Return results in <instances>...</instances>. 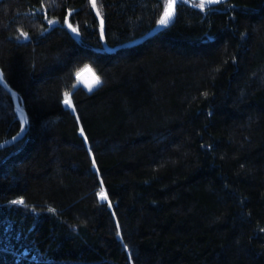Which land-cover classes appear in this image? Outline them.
<instances>
[{
    "label": "trees",
    "instance_id": "trees-1",
    "mask_svg": "<svg viewBox=\"0 0 264 264\" xmlns=\"http://www.w3.org/2000/svg\"><path fill=\"white\" fill-rule=\"evenodd\" d=\"M199 4L0 1V264H264V0Z\"/></svg>",
    "mask_w": 264,
    "mask_h": 264
},
{
    "label": "water",
    "instance_id": "water-1",
    "mask_svg": "<svg viewBox=\"0 0 264 264\" xmlns=\"http://www.w3.org/2000/svg\"><path fill=\"white\" fill-rule=\"evenodd\" d=\"M2 1V0H0ZM89 3H90V0H88ZM180 0H177V3L179 2ZM200 2V0H197ZM227 0H216V2H213V3H205L206 6H215L217 4H220V3H223V2H226ZM177 3L175 5V11H174V15L173 17L171 18L170 22L165 26V25H160V24H157L156 27H154L153 29H151L149 32H147L145 35H143L142 37H139V38H136L132 41H128V42H125L121 45H118L116 47H113V48H109L105 41H104V31H103V25H101V20L102 18L100 17V15L98 16L97 15V7L94 9L92 7V4L90 3V7L99 23V33H100V41H101V44H102V47L103 49L106 51V52H113L117 49H120V48H125V47H128V46H131V45H134V44H137V43H140L142 42L143 40L147 39V38H150L151 36H154L155 34H157L159 31L167 28L169 25L172 24V22L174 21V18H175V14H176V6H177ZM70 14V13H68ZM67 21V22H66ZM69 25V22H68V17H66L65 21H64V28L67 30V32L70 34V36L75 39V40H78V35L76 32H73L71 30V28L68 26ZM0 86L9 94L10 98H11V101H12V104L14 106V109L16 111L17 114H21V117H20V120H21V127H20V130L19 132L16 134V136H14L13 138L11 139H8L6 141H3L0 143V149L2 148H5V147H8L10 145H12L13 143L17 142L25 133L26 131V125H27V117H26V114H25V111L23 109V106L22 104H19L18 103V100H17V93L12 90L8 84L5 82L4 78H3V75H2V72L0 70Z\"/></svg>",
    "mask_w": 264,
    "mask_h": 264
},
{
    "label": "snow or ice",
    "instance_id": "snow-or-ice-1",
    "mask_svg": "<svg viewBox=\"0 0 264 264\" xmlns=\"http://www.w3.org/2000/svg\"><path fill=\"white\" fill-rule=\"evenodd\" d=\"M213 2H216V0H200V4L198 6L203 10V8L205 6V3H213ZM90 3L92 4V7L94 9L97 7L96 0H90ZM176 3H177V0H165L164 10H163L162 15L160 16L159 21H158V23L160 25H165L166 26L170 22L171 18L174 15ZM97 15L98 16L100 15L99 11H97ZM50 23H51V21H50ZM101 25H103V21L102 20H101ZM68 26L71 28V30L73 32H77V29L72 27L71 24H69ZM21 35H25V34L21 33ZM84 72H88L92 76L91 81H82V82L85 83V86L89 89V91H91L94 85L99 84V82H100L99 78L95 75V73L92 72V70L88 66H85L84 69H82L80 72L76 73L78 81L81 80L82 73H84ZM64 103L66 105H68L69 107L72 106L71 95L69 93H65ZM98 197L101 200H107L108 199L107 194L103 190V184H101V190L98 193ZM14 203H22V201H15Z\"/></svg>",
    "mask_w": 264,
    "mask_h": 264
},
{
    "label": "rangeland",
    "instance_id": "rangeland-1",
    "mask_svg": "<svg viewBox=\"0 0 264 264\" xmlns=\"http://www.w3.org/2000/svg\"><path fill=\"white\" fill-rule=\"evenodd\" d=\"M185 1V0H184ZM187 1V0H186ZM98 11V10H97ZM159 24V23H158ZM84 69V68H83ZM91 69V68H90ZM92 70V69H91ZM93 72V71H92ZM94 73V72H93ZM82 75L83 76H85L81 81H78L77 80V84L78 85H81V86H83V87H86L85 86V83L84 82H82V81H91V79H92V76H91V74L90 73H88V72H84V73H82ZM77 78V77H76ZM99 84H96V85H94L93 86V88H95V87H97ZM87 88V87H86ZM92 88V89H93ZM88 89V88H87ZM68 106V105H67ZM69 107V106H68ZM18 116H20L21 117V114H20V112H19V114H18ZM19 117V118H20Z\"/></svg>",
    "mask_w": 264,
    "mask_h": 264
},
{
    "label": "bare ground",
    "instance_id": "bare-ground-1",
    "mask_svg": "<svg viewBox=\"0 0 264 264\" xmlns=\"http://www.w3.org/2000/svg\"><path fill=\"white\" fill-rule=\"evenodd\" d=\"M84 77H85V76L82 75V76H81V80H82ZM81 80H80V81H81Z\"/></svg>",
    "mask_w": 264,
    "mask_h": 264
}]
</instances>
